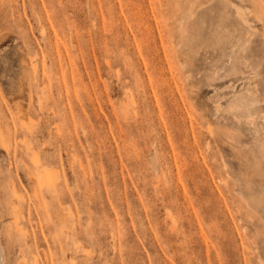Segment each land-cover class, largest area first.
Segmentation results:
<instances>
[{
    "label": "rangeland",
    "instance_id": "1",
    "mask_svg": "<svg viewBox=\"0 0 264 264\" xmlns=\"http://www.w3.org/2000/svg\"><path fill=\"white\" fill-rule=\"evenodd\" d=\"M0 237L4 264H264V0H0Z\"/></svg>",
    "mask_w": 264,
    "mask_h": 264
},
{
    "label": "bare ground",
    "instance_id": "2",
    "mask_svg": "<svg viewBox=\"0 0 264 264\" xmlns=\"http://www.w3.org/2000/svg\"><path fill=\"white\" fill-rule=\"evenodd\" d=\"M263 5V4H262ZM237 8H241V6H239L238 7V5H237ZM243 8V7H242ZM237 11H239V14H240V16L242 17L243 16V19H244V21L246 20L247 21V18L244 16V14L243 13H245L244 12V9H242V12L243 13H241L240 12V10H237ZM261 15V14H260ZM246 23H248V21L246 22ZM207 87V86H206ZM206 89V88H205ZM204 89V90H205ZM208 89V88H207ZM256 100H258V99H256ZM255 99H252V100H248V101H245V104H244V107H246V108H250L251 107V105H253V104H255V101H256ZM249 105V106H248ZM218 106V105H217ZM219 107V106H218ZM20 115V114H19ZM24 116V115H23ZM254 116H256V115H254ZM21 118H22V116H21ZM241 119V118H240ZM253 124V123H252ZM212 132V131H211ZM212 136V135H211ZM9 149V148H8ZM43 174H44V180L45 181H47V182H51L52 180H53V178H54V173L50 170V169H47V168H45L44 169V171H43ZM193 179V178H192ZM14 191H16L15 189H14ZM18 192V191H17ZM16 192V193H17ZM1 238V237H0ZM5 249H4V247H3V244H2V242H1V239H0V264H4L5 263V251H4ZM19 264H24V262H20ZM71 264H76V262H74V261H72L71 262Z\"/></svg>",
    "mask_w": 264,
    "mask_h": 264
}]
</instances>
